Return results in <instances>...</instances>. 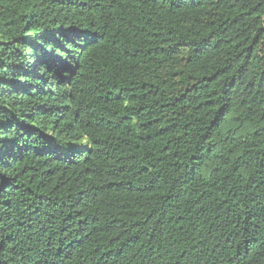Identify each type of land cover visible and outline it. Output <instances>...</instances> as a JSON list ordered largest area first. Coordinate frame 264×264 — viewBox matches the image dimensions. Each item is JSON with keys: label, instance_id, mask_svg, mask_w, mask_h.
I'll return each mask as SVG.
<instances>
[{"label": "trees", "instance_id": "obj_1", "mask_svg": "<svg viewBox=\"0 0 264 264\" xmlns=\"http://www.w3.org/2000/svg\"><path fill=\"white\" fill-rule=\"evenodd\" d=\"M0 264H264V0H0Z\"/></svg>", "mask_w": 264, "mask_h": 264}]
</instances>
